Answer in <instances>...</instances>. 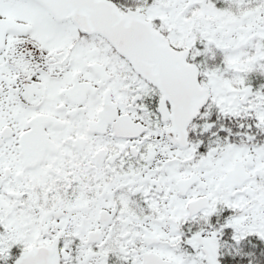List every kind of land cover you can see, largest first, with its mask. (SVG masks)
I'll use <instances>...</instances> for the list:
<instances>
[{
  "label": "snow or ice",
  "instance_id": "1",
  "mask_svg": "<svg viewBox=\"0 0 264 264\" xmlns=\"http://www.w3.org/2000/svg\"><path fill=\"white\" fill-rule=\"evenodd\" d=\"M0 264H264V0H0Z\"/></svg>",
  "mask_w": 264,
  "mask_h": 264
}]
</instances>
